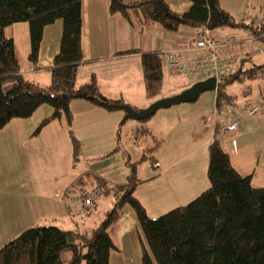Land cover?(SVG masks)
I'll return each mask as SVG.
<instances>
[{"label":"crops","instance_id":"crops-1","mask_svg":"<svg viewBox=\"0 0 264 264\" xmlns=\"http://www.w3.org/2000/svg\"><path fill=\"white\" fill-rule=\"evenodd\" d=\"M120 1L131 5L149 0ZM163 1L175 15L186 13L191 5L186 0ZM218 1L221 9L231 16L247 12L246 23L255 22L248 14V8H259L264 4V0ZM80 14L83 62L78 69L77 84H85L94 77L105 98L121 100L136 110L147 109L159 100L145 95L140 54L161 56L170 50L190 47L204 31L193 29L192 36L184 30L167 33L157 23L160 28L149 25L151 21H147L138 10H128V19L121 14H110L108 0H81ZM256 20L261 18L256 17ZM144 31L146 36L139 37ZM7 33L12 39L16 62L24 78L40 87H47L53 59L59 52L61 21L45 27L36 68L28 60V25L14 24ZM209 35L214 39L233 36L222 29L209 31ZM240 36L247 37L243 34L234 37L239 39ZM162 71L165 72L163 67ZM259 108L260 112L254 119L240 117L238 130L228 139L234 141L235 147L230 143L226 146L235 171L242 176H250L253 187L264 188V106ZM69 112L70 125L63 119L51 121L36 135L34 132L40 123L52 113L48 106H41L26 120H12L0 130V249L32 226H52L89 235L111 211L112 197L98 195L90 206L84 208L83 199L78 195L63 197L62 193L86 172L108 184L125 185L129 167L133 164L130 153H138L135 137L144 145L139 151L138 161L144 151L153 146L154 140L163 141L155 153L154 165L147 163L150 173L138 178L141 182L133 192L147 215L158 217L185 206L208 187L203 174L206 170L201 153L203 144L184 149L181 125H175L168 132L154 124L140 126L134 131L137 126L123 122L122 111H107L83 100L72 101ZM244 119L252 121L244 123ZM126 127L131 128L127 131ZM71 137L79 145L75 165ZM75 213L83 216L82 219H76ZM114 240L119 251L111 252L109 264H142V245L146 250L147 247L136 216L129 207L120 212Z\"/></svg>","mask_w":264,"mask_h":264},{"label":"trees","instance_id":"trees-1","mask_svg":"<svg viewBox=\"0 0 264 264\" xmlns=\"http://www.w3.org/2000/svg\"><path fill=\"white\" fill-rule=\"evenodd\" d=\"M189 10L182 15L172 13L163 0L124 4L108 0L110 14L128 19V10H138L147 21L157 23L168 32L180 27L194 30L239 29L247 31L264 46V5L259 10L258 26L237 20L221 9L218 0H186ZM81 0H0V130L14 120H26L41 106L52 109L34 132L55 120L70 125L69 105L83 100L107 111L118 110L121 100L105 98L94 77L82 85L76 82L83 62L80 46ZM62 23L58 54L50 69V84L40 87L22 75L12 39L7 30L14 24L26 23L29 28L28 60L37 67L38 54L45 27ZM145 95L156 97L162 86V63L156 53L140 54ZM238 68L223 73L215 91V110L222 114L233 107L234 97L225 88L233 82L262 84L258 87L264 98V64L251 65V58H240ZM134 109V108H133ZM135 111H138L134 109ZM219 123L213 126V139L208 145L206 176L208 188L187 205L175 208L157 218H150L133 195L141 182L134 164L129 167L125 185H111L91 172L81 174L67 188L63 197L78 195L85 200L92 192L113 199L111 211L89 235L64 231L52 226H35L23 230L0 249V264H65L62 253L68 251L67 264H109L111 252H118L114 243L120 212L129 207L134 212L147 250L142 245V264H264V188H255L250 176L238 174L230 158L216 138ZM73 165L78 161L79 145L71 137ZM163 141L154 140L136 163L154 165L155 153ZM87 189H91L88 191ZM66 261V260H65Z\"/></svg>","mask_w":264,"mask_h":264},{"label":"rangeland","instance_id":"rangeland-1","mask_svg":"<svg viewBox=\"0 0 264 264\" xmlns=\"http://www.w3.org/2000/svg\"><path fill=\"white\" fill-rule=\"evenodd\" d=\"M264 5V4H263ZM262 5V6H263ZM249 10H247L249 15L251 14L253 16L254 21L256 20V17H259L262 19V12L259 8L257 7H249ZM238 14H247V12H238L237 14L233 15L232 17L236 19V15ZM154 25L158 27V25L154 22L149 23V25ZM154 27V28H156ZM160 28V27H158ZM144 30V29H143ZM161 30V29H160ZM181 32L186 31L189 33V35H193V29L187 28V27H180L179 29ZM225 31L227 35H233V36H239V35H246V32L243 30L239 29H231V28H225L222 29ZM163 31V30H161ZM166 32V31H163ZM169 33V32H167ZM146 33L144 31L143 35L139 37H145ZM243 37L237 38V42L232 45L230 48L224 50L225 57L226 58H234L237 61L234 63V66L230 68L229 71H226V74H229L231 72H234L238 68V61L240 58H251L252 55L254 58L251 59V62L248 65H245L242 69H246L251 65H262L264 64V55H260L258 48L259 45H262L258 41H254L252 43L250 42H244ZM241 40V41H240ZM264 74L261 76L263 77ZM204 81L201 78L194 76V75H186V76H170L167 75L165 72H163V79H162V86L159 94L156 96V99L159 100H164L168 98H172L174 96L179 95L183 91L189 89L191 86H193L195 83ZM142 84V83H141ZM262 84L257 83V82H248L244 81L242 83L238 82H233L232 84L227 85L225 88V92L227 95L234 97L235 99L233 100V107H229L228 109L232 111L231 113L235 115V117H240L244 116L242 115V108L244 105L250 104L251 106L253 105H259V106H264V98L262 96V92L260 93L258 87ZM258 86V87H257ZM214 100H215V92H210V93H203L201 94L198 99L194 103H185V104H180L175 107L165 109V110H160L158 111L154 116L149 118L146 121H133V120H127L129 125L131 126L132 124H135L138 129L140 126H151L155 125L157 128L162 129L165 132H168V129L174 128L175 125L179 124L181 127L184 129V149L186 148H193L195 144H203V147H201V153L203 154V165L205 163V168L207 170V164H208V145L213 139V133L211 132V128L213 129L214 124L216 123H221L223 122V118L221 117L220 114L216 115V110H215V105H214ZM158 101V100H157ZM227 109V110H228ZM144 110V109H142ZM141 111V110H138ZM226 111V110H225ZM224 111V112H225ZM223 112V113H224ZM258 116V114L256 115ZM254 116V117H256ZM254 117H250L254 119ZM243 118H249V116H244ZM240 119V118H239ZM247 120L252 121L251 119H244V123L248 122ZM160 125V126H159ZM256 126V125H255ZM129 128L131 127H126L125 129L129 131ZM156 128V129H157ZM163 133V132H162ZM140 134V133H139ZM229 137L231 136H225L223 139H219V144L222 147L223 151L227 153V143H230V140L228 141ZM193 138H198L197 140ZM217 139L219 137H216ZM139 138L135 137L134 142L137 145L138 153L137 155H133L130 153V157L132 160V163L134 164L136 168V174L139 179H142L144 176L146 177L150 173V169L148 168L147 163H135V161H138L140 157L139 151L144 148V145H142L141 142H139ZM208 141V142H207ZM208 143V144H206ZM127 147V146H126ZM206 151V152H205ZM206 158V160H205ZM190 160V159H189ZM205 170V169H204ZM206 170L203 172L204 178L207 180L206 176ZM209 186V184H208ZM208 188V187H207ZM206 188V189H207ZM106 198L107 196H103V198ZM110 198V197H107ZM186 205V204H185ZM97 209V208H96ZM96 211V210H94ZM96 214V213H95ZM151 215V214H149ZM148 215V216H149ZM83 216L79 215V213H75V218L76 219H82ZM150 217V216H149ZM159 217V216H158ZM150 218H157V216L150 217ZM28 227V226H27ZM34 227V226H32ZM30 228V227H29ZM23 229V228H22ZM18 236V235H17ZM16 236V237H17ZM115 244L117 245L116 240H114ZM63 257V262L67 264L70 258V253L68 251H64L62 253ZM66 260V261H65ZM68 260V261H67Z\"/></svg>","mask_w":264,"mask_h":264},{"label":"built area","instance_id":"built-area-1","mask_svg":"<svg viewBox=\"0 0 264 264\" xmlns=\"http://www.w3.org/2000/svg\"><path fill=\"white\" fill-rule=\"evenodd\" d=\"M237 20H248L247 14H238ZM254 26L260 24L259 20H255ZM254 38L247 36L244 42L252 43ZM255 41V40H254ZM237 42L234 36L226 37L223 39H214L210 37L209 30L204 31L197 36L190 47L180 50H170L160 56L163 70L170 76H186L194 75L202 80L215 78L218 84L225 70L230 69L237 61L234 58H225L224 50L230 48ZM260 55H264V46L260 45L258 48ZM229 109L220 114L223 122L219 123L217 135L220 138L231 136L238 130L239 118L235 117ZM242 115L254 117L260 112L258 105L251 106L250 104L244 105L241 110ZM218 115V113H216ZM230 146L235 147L234 141H230ZM97 198L96 193H91L85 200H83V207L90 206L94 199Z\"/></svg>","mask_w":264,"mask_h":264},{"label":"water","instance_id":"water-1","mask_svg":"<svg viewBox=\"0 0 264 264\" xmlns=\"http://www.w3.org/2000/svg\"><path fill=\"white\" fill-rule=\"evenodd\" d=\"M217 82L215 78H209L195 83L189 89L183 91L172 98L158 100L152 103L147 109L135 111L132 107L124 104L118 106V110L124 113L123 122L127 120L146 121L154 116L158 111L169 109L180 104L194 103L203 93L215 92Z\"/></svg>","mask_w":264,"mask_h":264}]
</instances>
